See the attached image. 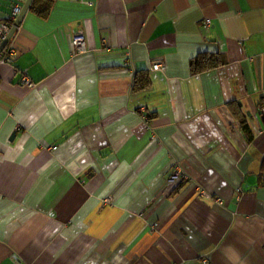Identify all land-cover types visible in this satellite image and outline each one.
<instances>
[{
    "label": "crops",
    "instance_id": "crops-1",
    "mask_svg": "<svg viewBox=\"0 0 264 264\" xmlns=\"http://www.w3.org/2000/svg\"><path fill=\"white\" fill-rule=\"evenodd\" d=\"M7 44L0 264H264V0H32Z\"/></svg>",
    "mask_w": 264,
    "mask_h": 264
},
{
    "label": "built area",
    "instance_id": "built-area-1",
    "mask_svg": "<svg viewBox=\"0 0 264 264\" xmlns=\"http://www.w3.org/2000/svg\"><path fill=\"white\" fill-rule=\"evenodd\" d=\"M21 12V6L17 5L14 6V8L11 11V15L9 17V22H0V44L4 42V40L9 35L11 29L14 26V22L18 15ZM209 20H206L204 22V25L207 27L209 25ZM72 46H73V52L75 55H80L86 52V39L83 34L76 33L72 36ZM16 55V51L14 47L11 44H6L2 52H0V63L1 64H10L13 61V58ZM152 70L154 71H164V65L160 62H156L152 65ZM20 84L22 86H25L27 88H34L35 83L32 82L28 77L21 76ZM179 172H176L174 175H172L169 180L170 182L175 181L178 179Z\"/></svg>",
    "mask_w": 264,
    "mask_h": 264
},
{
    "label": "water",
    "instance_id": "water-1",
    "mask_svg": "<svg viewBox=\"0 0 264 264\" xmlns=\"http://www.w3.org/2000/svg\"><path fill=\"white\" fill-rule=\"evenodd\" d=\"M32 0H26L23 8L21 9V12L20 14L18 15L17 19L15 20L14 22V26L13 28L11 29L9 35L7 36V38L4 40V42L0 45V52L3 50V48L6 46L7 42L9 41V39L11 38V36L14 34L15 30L17 29V27L19 26L20 24V20L21 18L23 17L24 13L27 11L30 3H31Z\"/></svg>",
    "mask_w": 264,
    "mask_h": 264
}]
</instances>
